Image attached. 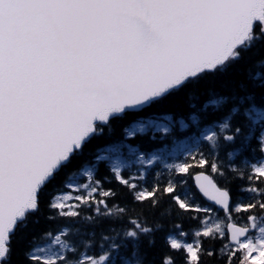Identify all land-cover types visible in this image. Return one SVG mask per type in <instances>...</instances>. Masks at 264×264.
Returning a JSON list of instances; mask_svg holds the SVG:
<instances>
[{
    "label": "snow or ice",
    "instance_id": "1",
    "mask_svg": "<svg viewBox=\"0 0 264 264\" xmlns=\"http://www.w3.org/2000/svg\"><path fill=\"white\" fill-rule=\"evenodd\" d=\"M0 264H264V0H0Z\"/></svg>",
    "mask_w": 264,
    "mask_h": 264
},
{
    "label": "trees",
    "instance_id": "2",
    "mask_svg": "<svg viewBox=\"0 0 264 264\" xmlns=\"http://www.w3.org/2000/svg\"><path fill=\"white\" fill-rule=\"evenodd\" d=\"M179 138H181V139H182L183 137L181 136V137H179ZM169 145H171V144H169ZM101 146H103V145H101Z\"/></svg>",
    "mask_w": 264,
    "mask_h": 264
},
{
    "label": "rangeland",
    "instance_id": "3",
    "mask_svg": "<svg viewBox=\"0 0 264 264\" xmlns=\"http://www.w3.org/2000/svg\"><path fill=\"white\" fill-rule=\"evenodd\" d=\"M169 148H171L172 147V145L171 146H168ZM169 162H171V161H169Z\"/></svg>",
    "mask_w": 264,
    "mask_h": 264
}]
</instances>
